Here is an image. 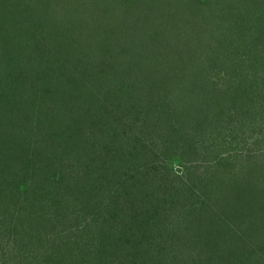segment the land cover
<instances>
[{
	"label": "rangeland",
	"instance_id": "374dc122",
	"mask_svg": "<svg viewBox=\"0 0 264 264\" xmlns=\"http://www.w3.org/2000/svg\"><path fill=\"white\" fill-rule=\"evenodd\" d=\"M257 2L0 0V264H94L109 205L144 192L181 253L163 238L140 250L131 240L122 264L133 248L140 264H172L177 254L193 264L199 251L215 262L248 252V263L264 264V225L242 218L246 207L262 209L263 194L217 223L230 236L218 234L221 258L203 243L210 212L201 204L252 178L264 188L255 91H264V61L253 78L227 69L247 67L246 50L262 38ZM30 212L44 226H20L19 213Z\"/></svg>",
	"mask_w": 264,
	"mask_h": 264
},
{
	"label": "trees",
	"instance_id": "16d2710c",
	"mask_svg": "<svg viewBox=\"0 0 264 264\" xmlns=\"http://www.w3.org/2000/svg\"><path fill=\"white\" fill-rule=\"evenodd\" d=\"M256 5L261 7L264 10V0H258ZM230 12H231V10H230ZM255 15H257V16L259 15L256 18L264 17V14L260 15V14L255 13ZM263 28L261 29L262 34H263L262 38L261 39H259V38L252 39L250 47L246 50L247 55H245V56L249 55L248 59H250V61H247L248 62L247 67L245 66V63L243 60H239L238 62H231L230 64H227L228 65L227 69L229 70V68H231V71L233 72V76H232L233 79H238V78L242 79L245 76L246 77L247 76H250V77L255 76L256 73L258 74V71H260V70L262 71L261 65L263 64L262 61H264V31H263ZM84 29L85 28H81L80 30L82 31ZM230 29L231 28L229 27V30ZM239 63H240V65H239ZM242 63L244 64V66L241 68ZM244 68H246V69H244ZM251 78H253V77H251ZM252 80L253 79H251V81ZM250 82L248 83L249 86L252 85V83H250ZM255 91H257L256 93H257V96H259V98H260V102H262L263 103L262 105H264V91L257 90L256 88H255ZM240 97H241V95L238 94L235 97V99L236 100L238 99L237 101H240L239 100ZM250 97H251V94L249 95V98ZM244 98L246 99V97H244ZM94 99H95V97H94ZM15 168L16 167L13 165H10V166L4 165L3 166V170L6 173H10V170L15 169ZM252 180L254 181L255 178H252ZM252 180L249 183H247V184H250L249 188H237V187L236 188L235 187L234 188H221V195H219V197H216L215 199H210V200L207 199L203 202L201 201L202 206L209 205L208 208H209V212H210V216L208 217L209 222L207 223V221L204 219V222H206V224L204 226H206V225H208V226L204 227V231H206L205 232L206 234L203 238V240H204L203 243L206 245V248L211 249V251H212L211 254L213 256L215 254L216 255L217 254H223V253H217L218 250H219L218 252L222 251V250H220L221 249L220 247L222 245H224L223 243L221 245L220 244L217 245V243L219 241H221L218 238V234L225 236L222 239H224V238L227 239V237H230L229 235L225 234L226 230H224V229H223V231L219 230L218 227L216 226L218 222L219 223L223 222L222 220H223L225 214L227 213V211H229L230 213L231 212L233 213L234 209L238 206L239 207H241L242 205H245V206L248 205L249 206V205H252L254 203L258 204L260 202V200H258V197H259L258 195H261V194L264 195V188H256V183H252ZM233 185L234 184H232V186ZM4 189H6V188H4ZM44 189H46V188H44ZM51 190H54V189L53 188H47L46 190H44L45 195H47L48 197L52 196L54 193L51 192ZM133 190H134L133 192H135L136 188ZM138 190H139V188H138ZM2 191L3 190L0 189V196L2 195L1 194ZM27 191H28V189H27ZM142 195L143 196L141 199H139V198L138 199H136V198L123 199V201L121 203L115 201L109 205V208L114 206V208L112 209L113 211L110 213L109 218H107L105 220L104 224L98 225L100 227V229L102 231H104L105 233H104V235L99 234V238H100L99 239L100 240L99 241V249H101V252H99V254L97 253L95 255L97 258L93 259L94 264H115L116 261L119 262L120 264H122V262H121L122 251L125 250L123 253L129 255V245L131 243V240L133 243H136L135 248L138 247L139 248L138 250H140V248H143L142 247L143 242H145V241L150 242L151 241L153 243V247L155 248V245H156V247L159 245V239L163 238V244L168 243V245L171 246L173 250L181 253L180 246L177 245L178 244L177 241H180V239L172 238V237H170V235L165 236L166 232L163 233L166 228L169 230V225H171V222H169L167 219L162 220V218L160 217L159 211H158V207H156L154 205L153 201L150 198L149 192H144V193H142ZM177 198H179V197H177ZM7 199H9V198H7ZM30 199L31 198L29 197L27 199V201L25 202V204L21 205L23 207H19V209H18L19 212H21V211L26 212L27 211V207H28L29 203L31 202ZM119 199H121V198H119ZM143 199H145V201H143ZM252 199L254 202H252ZM261 201H262V204H261L262 209L261 210L253 209V211L251 210L252 212H249V211H247L248 207H246V214L244 213L242 216V218H244V222H248V219H251V215L253 214V215H255L254 219H258V221L256 222V226L260 227V226L264 225V223H262L260 225L258 224V222L263 220V217H264V200H262V197H261ZM145 202H146V204L143 207V209H141V212H140L139 208L142 206V203L144 204ZM233 202L235 204H233ZM254 206L255 205H253L252 207H254ZM215 208H216V210H215ZM240 211H243V210H240ZM211 212H214L215 216H211ZM141 213H143L144 215L140 216L139 214H141ZM19 216H20L19 220L21 219V221H22L20 226H22V224H23V226L26 224H28V225L31 224V226H28L29 229L31 228V230L39 229L41 226H44V224H43L44 218H43V216L39 215L38 213H36L35 216H33L30 212L24 218L19 213ZM155 216H159L158 218H160L162 221L160 222L157 219H155L154 226H152V223L150 222V220L153 219ZM38 217H39V219H38ZM174 222H176V220H174ZM20 226H18V227H20ZM263 228H264V226H263ZM164 238H165V240H164ZM235 240H236V244H239V243H241L242 238L240 235H237L235 237ZM124 244H127L126 245L127 248H125ZM135 248H133V250L135 252L132 250L135 253L134 254L135 256H134V259H132V262H130V263L131 264H140L141 260L138 261V259H140V256L138 255V253H136ZM214 251H215V253H214ZM263 251H264V249H263ZM242 253L243 252H240L239 255L236 257H234L233 255H231V256L229 255L230 257L227 256L225 258H223L222 255H221L222 258L219 257V255H217V257L221 258V260H219V262H215L216 261L214 259L215 257L209 256V258H201L203 253H200V251H199L196 254V257H199L198 258L199 260L195 261L193 264H220V262L222 264H252L251 261L249 263L247 262V259H250L249 256H251V255L248 252H244L243 254ZM177 256L179 257L180 255L177 254ZM255 256L257 258H259L257 253ZM106 258H109L108 262H104V260ZM177 258H176V256H174L172 258L173 259L172 264H182L183 262H184V264H186L185 263L186 260H182V258H180V261H177ZM202 259H205V260H202ZM255 264H257V263H255Z\"/></svg>",
	"mask_w": 264,
	"mask_h": 264
}]
</instances>
